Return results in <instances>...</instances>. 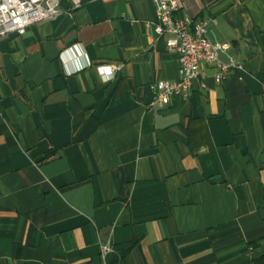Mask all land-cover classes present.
<instances>
[{
	"label": "crops",
	"instance_id": "crops-1",
	"mask_svg": "<svg viewBox=\"0 0 264 264\" xmlns=\"http://www.w3.org/2000/svg\"><path fill=\"white\" fill-rule=\"evenodd\" d=\"M68 6L0 38V264H264V0L182 5L241 68L163 109L152 1Z\"/></svg>",
	"mask_w": 264,
	"mask_h": 264
},
{
	"label": "built area",
	"instance_id": "built-area-1",
	"mask_svg": "<svg viewBox=\"0 0 264 264\" xmlns=\"http://www.w3.org/2000/svg\"><path fill=\"white\" fill-rule=\"evenodd\" d=\"M67 2L68 9L78 8L82 0H0V38L9 34L22 36L30 26L55 19L61 11V3ZM156 15L154 30L157 35H167L165 49L177 57L178 80L158 81L151 85V105L159 109L169 105L172 96L187 99L191 93L192 82L200 74L203 65L218 68L215 82L219 83L229 70H239L240 65L228 58L227 63L219 61V55L227 56L232 46L226 42L212 41L207 36L205 19L178 15L188 0H151ZM117 66L101 65L99 72L114 73ZM102 264H109L111 253L106 244H99Z\"/></svg>",
	"mask_w": 264,
	"mask_h": 264
},
{
	"label": "trees",
	"instance_id": "trees-1",
	"mask_svg": "<svg viewBox=\"0 0 264 264\" xmlns=\"http://www.w3.org/2000/svg\"><path fill=\"white\" fill-rule=\"evenodd\" d=\"M112 263H113V262H112ZM112 263H111V264H112Z\"/></svg>",
	"mask_w": 264,
	"mask_h": 264
}]
</instances>
